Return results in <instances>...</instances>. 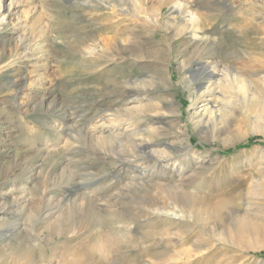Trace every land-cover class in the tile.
Listing matches in <instances>:
<instances>
[{
    "label": "rangeland",
    "instance_id": "374dc122",
    "mask_svg": "<svg viewBox=\"0 0 264 264\" xmlns=\"http://www.w3.org/2000/svg\"><path fill=\"white\" fill-rule=\"evenodd\" d=\"M172 1L2 0L0 264H21L27 247L37 251L33 264H264V0H213L227 10L180 0L200 16L202 30L231 32L199 48L180 33L184 22L170 15ZM129 46L136 50H122ZM207 54L221 71L232 62L250 82L246 103L226 92L223 78L214 79L217 130L194 123L210 99L202 94L199 63ZM134 82L151 89L152 99H136L127 113L122 87ZM195 91L205 97L195 101ZM132 118L148 120L143 131L156 129L142 135L150 150L170 144L173 158L182 144L192 150L180 164L155 168L138 190L128 184L133 166L143 173L145 163L125 161L131 148L113 128L124 130L119 120ZM168 181L185 184L222 214L179 224L148 216L184 203L157 186ZM89 191L96 210L78 216L80 196ZM105 237L113 247L96 250Z\"/></svg>",
    "mask_w": 264,
    "mask_h": 264
},
{
    "label": "bare ground",
    "instance_id": "6f19581e",
    "mask_svg": "<svg viewBox=\"0 0 264 264\" xmlns=\"http://www.w3.org/2000/svg\"><path fill=\"white\" fill-rule=\"evenodd\" d=\"M201 2L204 4H209L208 5L209 7L210 6L211 7H217V8L219 7V8H223V10L228 9V6H226V5L224 6L223 2L213 1V0H211L210 2H207L206 0H202ZM161 10H162V7L160 8L159 11H161ZM169 10H170V15H172V16H182L181 20L184 22V27L182 28L180 33L184 34L183 36H185V39L188 40V43L190 46L196 45L199 48V47H201V45H203L205 43H211V42L215 43L218 36L231 34L230 30H227V28H225L221 32L219 30L217 32L216 31L212 32V31L202 30V28L199 26L201 24L200 22H203V21H199L200 16H198L192 10H190L187 7V3H184L180 0H173L172 6H170ZM118 11H122V10L120 9ZM4 19H5V17L2 16V0H0V24L4 21ZM144 22H145V24H147L146 20H144ZM173 23H174V19L171 21L172 25H173ZM168 30L170 32V27L167 28V31ZM154 31L155 30L150 31L151 33H149V34H147V32H146V34L148 35V36L146 35V37H149L151 34H152V36L155 35ZM81 36H84V38L90 37V35H88V33H82ZM129 49L133 51V50H136V47L135 46H129V47H123L122 48L123 51H127ZM207 55L208 56L205 57L204 59H202L199 63H200V65H203L205 68L204 76L202 78V83H201V86L204 85V90H203L202 94H204V95L206 94L207 96H210V99L207 100L208 101L207 105L202 108V112L201 113L197 112L195 117H198V119L194 123H195V126H197L201 130L206 129V127H208V126H212L213 130H217L216 129V126H217L216 120L218 118V112H217L216 108L219 106L220 102H219V99H217L216 97H214V99L212 98V96H214L218 92V91L216 92V89H215V85L219 84L218 82L215 81L216 78H218V77L223 78L224 83L226 82L225 87L227 90L226 92L228 94H234V95L237 94L238 97L240 95L241 100H243L246 103H248L249 101L252 100V98L250 97L251 95H249V92H248V84L250 82H248L245 78L240 77L237 74H235L236 72H235V70H233L234 68H233L232 62H230L229 67L227 66L228 69H225L223 67L224 70L221 71V70H219V66L216 64L217 62L215 61L216 62L215 65L213 63V58H215L214 55L213 54H207ZM154 57L157 58L155 55H154ZM133 58H134V60H138L134 56H133ZM150 58H151V56H150ZM150 58H149V60H150ZM159 59H160V57H159ZM156 60H158V59H155V61ZM146 61H147V59H146ZM151 61H153V60H151ZM160 70H163V72H164L163 68ZM165 80H167V79H165ZM199 83H200V81H199ZM122 88H123V90H122L121 94L124 96L123 103L125 104V106H123L122 108L125 109L123 111H126L127 113L130 112V109L127 110L126 105H128L131 102L133 103V101L135 102L136 99H139V100H140V98L152 99L150 96L151 95V91H150L151 89L140 88L139 85H136L135 82L131 83V84L126 83ZM202 94L198 95L197 92L195 91L194 92L195 101H197V99L201 100V98L204 96ZM223 98H225V97H223ZM148 106L150 109L155 107L154 105H148ZM135 109L137 110L138 115H140L142 113L143 109L141 108V106L136 107ZM119 121H121L120 125L124 122L123 125H126L125 126L126 128L124 130H122L120 128V126L118 125L119 124L118 123L113 128L116 129V131L118 130L119 133L116 132L115 134L114 133L113 134H114V136L121 138L120 142H123L122 144H124L123 146L125 148H128V149L131 148L129 151L132 153V155H130V157L126 156L127 158L125 159V161L126 162L134 161L135 164H137L138 162L139 163L140 162L145 163V168H143V173L138 172L136 170L137 167L135 164H134L135 166H133L136 171L134 170L133 171L134 175H132V177L130 176L131 181L128 184L129 185L128 187L131 186L130 188H134V190L143 189V188L147 187V183L151 179L155 168H159V169H162L165 171V169L168 168L169 165L174 166L175 164H180V162L183 161L184 159H186V157L188 155H191L190 154V152H192L191 147L184 146V144H182L181 150L179 152H177L178 154H180L177 156V158L171 157L172 154L170 152V149H171L172 145H170V144H163L162 146L164 147L163 148L164 151H162V152H158V151L154 152V151L150 150V149H152V148H150L151 142L149 140H144V138H142V135L146 134V133L149 135H153V133H156V129L155 128H151V129L147 128L148 131L142 130L143 123L148 122V120H143L142 118L133 120V118H132V119H126V120L121 119ZM183 133L184 132L181 130L176 131V134L179 136H182ZM183 136H182V139L180 140L181 143L184 141ZM109 138L113 139L112 136ZM114 140H117V139H114ZM117 152H119V151H117ZM123 152L122 153L119 152V153L124 154ZM125 155H127V154H125ZM146 167H149L148 173L144 172ZM170 181L165 182L164 185H157V186H160V187L164 188L165 190L168 189L165 192H168L172 201L173 200L174 201L183 200L184 203H182L181 205L179 203H177L178 205L177 204L175 205L172 203V204H169V205H166L163 207L152 208L149 211H146L148 216H152V217H156V218H164L165 220H170V221L171 220L177 221L179 224V223H181L183 221H187V220H193L194 222L204 223L207 220H209L210 218L215 219V218H218L222 214L223 209L220 208V206L216 205L214 207L206 208L204 206V200L201 197L197 196L195 193H192L190 191L185 190V188H186V186H184L185 184L180 185L181 187L180 186H171ZM91 194L92 193H90V191L83 193L80 196L81 201H84L83 204H82V202L81 203L79 202L80 204L79 205L77 204V206L75 204L76 208L78 209V213H77L78 216L88 215V213H90L92 209H95V207L91 205L92 201H91V198L89 197V195H91ZM99 207L100 208L97 207V209H98L97 211H99L102 206H99ZM85 208H86V211L83 212ZM106 213H108V211ZM13 214H14V212H13ZM43 219H45V218H43ZM248 223H249V221L245 216H242L239 218V226L241 228L247 227ZM125 224H127V223H125ZM125 227L126 228L130 227V223L125 225ZM15 230H16V228H15ZM13 231H14V229L12 230V232ZM7 233H8V230L4 232V234H7ZM10 234H11V232H10ZM2 236H3L2 239L5 238L4 235H2ZM6 246L7 245H3V248L1 250L2 254H4V252L6 251V248H7ZM95 247H96V250L101 249L104 252H108L113 247V245H106V237H105V238H102L100 244L95 245ZM93 251H94V247H93ZM33 252H37V251L33 247H31V248L27 247L26 250L23 252V254L20 255L18 263H19V261H21L20 262L21 264H33V261H32V259H33L32 253ZM86 256H88V254ZM213 261H214V259H213ZM212 263L213 262H211V261L210 262L207 261V263H204V264H212ZM12 264H15V263H12ZM16 264H17V262H16ZM73 264H79V263H78V261L74 260Z\"/></svg>",
    "mask_w": 264,
    "mask_h": 264
}]
</instances>
